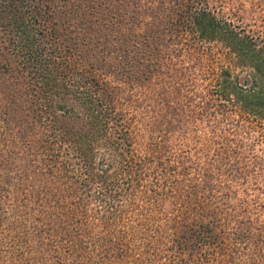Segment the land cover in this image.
<instances>
[{"label":"trees","instance_id":"obj_1","mask_svg":"<svg viewBox=\"0 0 264 264\" xmlns=\"http://www.w3.org/2000/svg\"><path fill=\"white\" fill-rule=\"evenodd\" d=\"M4 247L264 264V0H0Z\"/></svg>","mask_w":264,"mask_h":264},{"label":"rangeland","instance_id":"obj_2","mask_svg":"<svg viewBox=\"0 0 264 264\" xmlns=\"http://www.w3.org/2000/svg\"><path fill=\"white\" fill-rule=\"evenodd\" d=\"M256 138V133L252 135V137L248 140V143H253V141ZM263 145V144H262ZM258 144L256 146L258 153L261 155V149L263 146ZM20 250V249H19ZM37 255L35 252L27 253V259H25V255L23 256V253L13 252L8 253V249H2L0 250V264H37Z\"/></svg>","mask_w":264,"mask_h":264}]
</instances>
